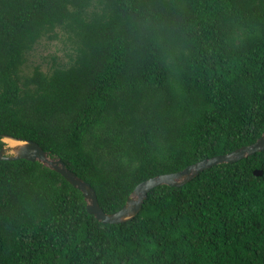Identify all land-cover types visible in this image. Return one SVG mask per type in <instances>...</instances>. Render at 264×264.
Listing matches in <instances>:
<instances>
[{
  "label": "trees",
  "instance_id": "trees-1",
  "mask_svg": "<svg viewBox=\"0 0 264 264\" xmlns=\"http://www.w3.org/2000/svg\"><path fill=\"white\" fill-rule=\"evenodd\" d=\"M42 38L63 53L27 72ZM263 129L264 0H0V149L38 143L106 213ZM86 203L47 165L0 160V264H264V150L153 187L120 223Z\"/></svg>",
  "mask_w": 264,
  "mask_h": 264
},
{
  "label": "water",
  "instance_id": "water-1",
  "mask_svg": "<svg viewBox=\"0 0 264 264\" xmlns=\"http://www.w3.org/2000/svg\"><path fill=\"white\" fill-rule=\"evenodd\" d=\"M11 138L21 144L11 148L3 146L0 149V160H13L23 158L30 161H39L51 169L60 173L72 186L80 190L86 200V209L98 221L102 223H120L134 217L142 207L143 201L147 197V193L155 186L166 184L169 186H180L205 168L211 167L219 163H231L238 161L244 157H248L255 152L264 150V129L262 135L253 143L240 146L228 153L214 155L209 158L196 161L187 165L185 168L171 173L159 174L145 180H142L133 188L131 194L127 198L125 204L115 212L106 213L98 203L95 190L89 183L78 177L73 171L68 169L60 158H52L48 152L43 150L41 146L32 140H22L11 136ZM4 137V138H5ZM10 151V153H8ZM254 175H261L260 169L253 170Z\"/></svg>",
  "mask_w": 264,
  "mask_h": 264
},
{
  "label": "rangeland",
  "instance_id": "rangeland-1",
  "mask_svg": "<svg viewBox=\"0 0 264 264\" xmlns=\"http://www.w3.org/2000/svg\"><path fill=\"white\" fill-rule=\"evenodd\" d=\"M62 44L59 40H48L42 38L38 44L35 45L34 49L28 54L27 60V72H30L33 65L40 64V66L46 70L51 64L50 57L55 55L57 58H60L62 55ZM5 146L11 144L9 140H3ZM10 153V151H8Z\"/></svg>",
  "mask_w": 264,
  "mask_h": 264
},
{
  "label": "bare ground",
  "instance_id": "bare-ground-1",
  "mask_svg": "<svg viewBox=\"0 0 264 264\" xmlns=\"http://www.w3.org/2000/svg\"><path fill=\"white\" fill-rule=\"evenodd\" d=\"M5 139L10 141L11 144H8V146L11 147V148L17 147L19 144H21V143L13 140L11 138H7V137L3 138V140H5Z\"/></svg>",
  "mask_w": 264,
  "mask_h": 264
}]
</instances>
